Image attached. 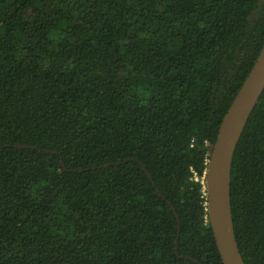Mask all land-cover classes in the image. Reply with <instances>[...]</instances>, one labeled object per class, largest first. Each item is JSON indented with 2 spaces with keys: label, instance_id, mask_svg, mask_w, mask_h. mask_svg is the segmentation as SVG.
Wrapping results in <instances>:
<instances>
[{
  "label": "trees",
  "instance_id": "1",
  "mask_svg": "<svg viewBox=\"0 0 264 264\" xmlns=\"http://www.w3.org/2000/svg\"><path fill=\"white\" fill-rule=\"evenodd\" d=\"M263 42L264 0H0V264H223L201 180ZM230 207L264 264V89Z\"/></svg>",
  "mask_w": 264,
  "mask_h": 264
},
{
  "label": "water",
  "instance_id": "2",
  "mask_svg": "<svg viewBox=\"0 0 264 264\" xmlns=\"http://www.w3.org/2000/svg\"><path fill=\"white\" fill-rule=\"evenodd\" d=\"M264 89V42L258 56L222 117L205 170L208 223L223 264H244L233 228L230 168L234 148Z\"/></svg>",
  "mask_w": 264,
  "mask_h": 264
},
{
  "label": "rangeland",
  "instance_id": "3",
  "mask_svg": "<svg viewBox=\"0 0 264 264\" xmlns=\"http://www.w3.org/2000/svg\"><path fill=\"white\" fill-rule=\"evenodd\" d=\"M201 182L203 183V185H204V190H205V175H204V177H203V179L201 180Z\"/></svg>",
  "mask_w": 264,
  "mask_h": 264
},
{
  "label": "built area",
  "instance_id": "4",
  "mask_svg": "<svg viewBox=\"0 0 264 264\" xmlns=\"http://www.w3.org/2000/svg\"><path fill=\"white\" fill-rule=\"evenodd\" d=\"M195 179H197V177H195Z\"/></svg>",
  "mask_w": 264,
  "mask_h": 264
}]
</instances>
